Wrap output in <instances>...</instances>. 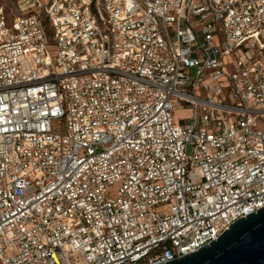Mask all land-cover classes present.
Segmentation results:
<instances>
[{
    "label": "built area",
    "instance_id": "obj_1",
    "mask_svg": "<svg viewBox=\"0 0 264 264\" xmlns=\"http://www.w3.org/2000/svg\"><path fill=\"white\" fill-rule=\"evenodd\" d=\"M19 5L0 0V264L166 263L264 207V0Z\"/></svg>",
    "mask_w": 264,
    "mask_h": 264
},
{
    "label": "water",
    "instance_id": "obj_2",
    "mask_svg": "<svg viewBox=\"0 0 264 264\" xmlns=\"http://www.w3.org/2000/svg\"><path fill=\"white\" fill-rule=\"evenodd\" d=\"M156 264H264V207L237 220L198 251Z\"/></svg>",
    "mask_w": 264,
    "mask_h": 264
},
{
    "label": "rangeland",
    "instance_id": "obj_3",
    "mask_svg": "<svg viewBox=\"0 0 264 264\" xmlns=\"http://www.w3.org/2000/svg\"><path fill=\"white\" fill-rule=\"evenodd\" d=\"M1 4L4 6L8 20L23 15V10L19 5V0H1ZM230 59L234 60V57H230ZM189 116L190 106L177 101L174 111V118L176 120H182L184 118H188Z\"/></svg>",
    "mask_w": 264,
    "mask_h": 264
}]
</instances>
